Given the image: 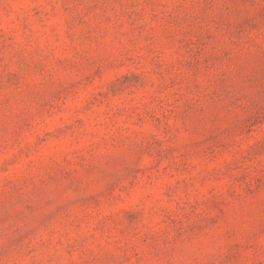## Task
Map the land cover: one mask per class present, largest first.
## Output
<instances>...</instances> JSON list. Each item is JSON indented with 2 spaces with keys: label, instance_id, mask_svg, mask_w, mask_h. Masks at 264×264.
<instances>
[{
  "label": "rangeland",
  "instance_id": "374dc122",
  "mask_svg": "<svg viewBox=\"0 0 264 264\" xmlns=\"http://www.w3.org/2000/svg\"><path fill=\"white\" fill-rule=\"evenodd\" d=\"M0 264H264V0H0Z\"/></svg>",
  "mask_w": 264,
  "mask_h": 264
}]
</instances>
